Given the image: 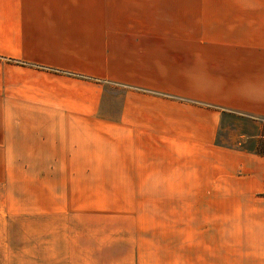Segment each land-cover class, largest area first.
Masks as SVG:
<instances>
[{
  "label": "crops",
  "instance_id": "1",
  "mask_svg": "<svg viewBox=\"0 0 264 264\" xmlns=\"http://www.w3.org/2000/svg\"><path fill=\"white\" fill-rule=\"evenodd\" d=\"M0 57L22 59L0 58V151L104 136L127 177L184 179L136 240L79 233L66 253L48 229L29 264H264V150L243 146L264 138V0H0ZM229 117L256 132L219 142Z\"/></svg>",
  "mask_w": 264,
  "mask_h": 264
},
{
  "label": "rangeland",
  "instance_id": "2",
  "mask_svg": "<svg viewBox=\"0 0 264 264\" xmlns=\"http://www.w3.org/2000/svg\"><path fill=\"white\" fill-rule=\"evenodd\" d=\"M0 58L19 64L22 60ZM60 74L104 83L78 73ZM17 123L20 125L7 124L2 129L16 134L40 132L39 121ZM241 130L249 136L256 132L249 119L229 117L219 130L218 141L235 143ZM47 138V143L32 145L38 151H0V264H29L30 257L42 255L48 245V229L54 236L63 231L66 253L79 233L84 239L93 233L97 241H134L139 211L183 204L182 197L175 198L174 193L182 191L184 179L127 177L122 153H112L116 156L112 159L105 157L110 155L105 151L111 145L109 137ZM243 146L264 150V138L247 137ZM56 159L69 165L49 166L59 163ZM47 235L50 238L49 232Z\"/></svg>",
  "mask_w": 264,
  "mask_h": 264
}]
</instances>
